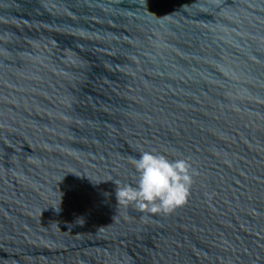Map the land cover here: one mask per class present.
Listing matches in <instances>:
<instances>
[{"label":"water","instance_id":"obj_1","mask_svg":"<svg viewBox=\"0 0 264 264\" xmlns=\"http://www.w3.org/2000/svg\"><path fill=\"white\" fill-rule=\"evenodd\" d=\"M0 264H264V0H0Z\"/></svg>","mask_w":264,"mask_h":264},{"label":"clouds","instance_id":"obj_2","mask_svg":"<svg viewBox=\"0 0 264 264\" xmlns=\"http://www.w3.org/2000/svg\"><path fill=\"white\" fill-rule=\"evenodd\" d=\"M132 162L136 186L114 181L116 204H134L141 213L156 216L171 213L186 203L192 184L191 166L186 159H169L164 154L144 151Z\"/></svg>","mask_w":264,"mask_h":264}]
</instances>
